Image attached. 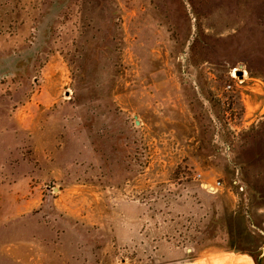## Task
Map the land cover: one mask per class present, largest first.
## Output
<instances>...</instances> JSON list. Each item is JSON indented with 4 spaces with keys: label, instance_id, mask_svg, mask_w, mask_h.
Segmentation results:
<instances>
[{
    "label": "rangeland",
    "instance_id": "rangeland-1",
    "mask_svg": "<svg viewBox=\"0 0 264 264\" xmlns=\"http://www.w3.org/2000/svg\"><path fill=\"white\" fill-rule=\"evenodd\" d=\"M263 48L264 0H0V264H264Z\"/></svg>",
    "mask_w": 264,
    "mask_h": 264
},
{
    "label": "crops",
    "instance_id": "crops-1",
    "mask_svg": "<svg viewBox=\"0 0 264 264\" xmlns=\"http://www.w3.org/2000/svg\"><path fill=\"white\" fill-rule=\"evenodd\" d=\"M263 98L255 103L257 109L262 107ZM261 109L260 113L264 112V107ZM243 125L238 163L242 165L250 191L249 202L254 206L251 211L252 221L255 225L264 228V116L258 118L255 116L254 120L251 119Z\"/></svg>",
    "mask_w": 264,
    "mask_h": 264
},
{
    "label": "built area",
    "instance_id": "built-area-1",
    "mask_svg": "<svg viewBox=\"0 0 264 264\" xmlns=\"http://www.w3.org/2000/svg\"><path fill=\"white\" fill-rule=\"evenodd\" d=\"M236 72H237V69H233V71H232V78L236 79L237 82L241 83L243 81V77L245 75V72H243L241 78H238L236 76ZM228 88H230V86H228ZM218 186H220V183L219 182H217L216 185H214V186L205 185L204 186V189L206 191H208L209 193H213V192H215L217 190Z\"/></svg>",
    "mask_w": 264,
    "mask_h": 264
},
{
    "label": "water",
    "instance_id": "water-1",
    "mask_svg": "<svg viewBox=\"0 0 264 264\" xmlns=\"http://www.w3.org/2000/svg\"><path fill=\"white\" fill-rule=\"evenodd\" d=\"M238 75H239V77L241 76L240 73Z\"/></svg>",
    "mask_w": 264,
    "mask_h": 264
}]
</instances>
